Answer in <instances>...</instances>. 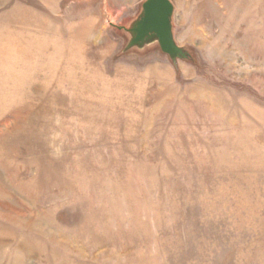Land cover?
I'll return each instance as SVG.
<instances>
[{"label":"rangeland","instance_id":"rangeland-1","mask_svg":"<svg viewBox=\"0 0 264 264\" xmlns=\"http://www.w3.org/2000/svg\"><path fill=\"white\" fill-rule=\"evenodd\" d=\"M171 1L178 72L142 0H0V264H264V0Z\"/></svg>","mask_w":264,"mask_h":264},{"label":"water","instance_id":"water-1","mask_svg":"<svg viewBox=\"0 0 264 264\" xmlns=\"http://www.w3.org/2000/svg\"><path fill=\"white\" fill-rule=\"evenodd\" d=\"M174 5L171 0H142L138 14L126 24L110 26L124 32L127 36L122 53L132 49L141 51L148 46L157 45L167 55L178 72V61H193L189 47L179 45L173 34Z\"/></svg>","mask_w":264,"mask_h":264}]
</instances>
